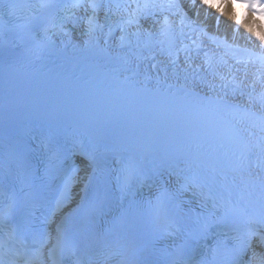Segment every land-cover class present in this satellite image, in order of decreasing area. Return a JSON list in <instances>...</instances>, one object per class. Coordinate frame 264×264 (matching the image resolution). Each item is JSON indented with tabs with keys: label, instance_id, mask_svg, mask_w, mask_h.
<instances>
[{
	"label": "bare ground",
	"instance_id": "6f19581e",
	"mask_svg": "<svg viewBox=\"0 0 264 264\" xmlns=\"http://www.w3.org/2000/svg\"><path fill=\"white\" fill-rule=\"evenodd\" d=\"M224 8L214 10L212 7L203 10V12L197 17L199 21L204 23L205 27L211 31H215L220 36L228 37L235 43L255 47L264 51V21L256 20L250 16H246L245 20L239 18V15H235L233 10L224 3ZM193 5L189 7L191 10ZM104 8L89 7L83 10L79 17L83 15H90L89 22H82V26L71 27L72 36L75 42H79L81 45L96 43L98 41H104L106 38V32L104 29H100L99 24L101 22V13ZM185 12L190 16L189 10ZM145 13L148 10L145 9ZM180 12L182 18L166 17L161 22H155L149 20L140 13L135 14V20L137 23L134 26V33L137 37L133 40L130 38H124L123 41L131 42L132 45H136L134 48V55L143 54L141 61L144 62L150 69H161L166 71L167 68L177 62V55L167 54L164 49L159 48L151 50L147 47H142V38H150L154 35H160L167 30L169 25H177L188 29V23L186 22L185 15ZM144 17V21H143ZM179 17V16H178ZM77 22V20L75 21ZM84 30H90V33L85 34ZM195 33L197 38L204 40L208 39L207 35L196 33L195 30H191ZM217 44H224L222 41H218ZM141 47L143 49H141ZM133 54V53H132ZM185 58V64L187 66L193 65H210L213 68L218 69L217 73H214V79L225 82H233L247 91L248 94L253 95L258 101H261L264 108V56L255 54L254 52L247 51L240 55L236 53L233 48L223 46V49L218 52L210 51L204 55L197 54H183ZM202 56V60L199 58ZM159 59V61L157 60ZM256 59L254 63L246 64L244 61ZM240 60L242 61L239 65ZM221 65L220 68H218ZM257 65L256 67H254ZM242 67V68H241ZM213 72V70H212ZM233 88L234 85H229ZM258 108H261L260 106ZM256 159H251V166L255 165ZM79 186L75 188V193L80 192ZM80 195V194H79Z\"/></svg>",
	"mask_w": 264,
	"mask_h": 264
}]
</instances>
